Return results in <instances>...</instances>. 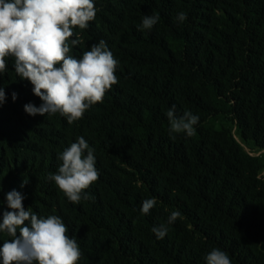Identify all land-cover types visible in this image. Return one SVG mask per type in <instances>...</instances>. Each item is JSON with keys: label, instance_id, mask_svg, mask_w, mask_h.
<instances>
[{"label": "trees", "instance_id": "16d2710c", "mask_svg": "<svg viewBox=\"0 0 264 264\" xmlns=\"http://www.w3.org/2000/svg\"><path fill=\"white\" fill-rule=\"evenodd\" d=\"M94 3L95 19L74 29L80 43L69 54L79 59L104 40L119 61L118 83L82 119L70 125L59 113L27 114L24 105L43 102L6 58L0 222L16 190L25 210L63 220L80 246L78 264H207L214 248L232 264H264V155L232 132L264 151V0ZM153 15L158 22L142 29ZM173 106L178 118L199 117L194 135L170 133ZM81 136L99 177L85 190L88 199L72 203L48 177ZM151 198L156 204L143 214ZM161 225L167 234L158 239L152 229ZM5 239L0 233V246Z\"/></svg>", "mask_w": 264, "mask_h": 264}, {"label": "clouds", "instance_id": "9594fccd", "mask_svg": "<svg viewBox=\"0 0 264 264\" xmlns=\"http://www.w3.org/2000/svg\"><path fill=\"white\" fill-rule=\"evenodd\" d=\"M94 0H0V74L7 68V57L14 58L15 73L28 80L32 92L43 102L40 106L24 105L30 116L59 113L68 124L83 118L93 105L103 102L106 93L118 83L115 74L119 61L104 40L93 44L77 59L70 55L71 47L80 43L74 29L84 30L96 16ZM186 14L180 12L177 20L183 22ZM159 16H145L141 28L151 29ZM0 88V105L5 101ZM16 99V94H12ZM170 133L195 134L199 117L185 112L176 117L175 106L167 112ZM61 163L56 174L48 179L72 203L88 199L83 195L98 180L94 149L84 137H79L58 156ZM23 186V185H22ZM0 233L5 239L0 246V264H78L82 257L75 237L57 215L46 218L35 214L31 207L25 210L23 195L12 190L7 194ZM155 198L146 199L141 211L148 214L155 206ZM181 213L173 211L168 223ZM29 222L27 225L25 222ZM158 239L167 234V227H153ZM207 264H232L226 252L214 248L206 256Z\"/></svg>", "mask_w": 264, "mask_h": 264}, {"label": "rangeland", "instance_id": "374dc122", "mask_svg": "<svg viewBox=\"0 0 264 264\" xmlns=\"http://www.w3.org/2000/svg\"><path fill=\"white\" fill-rule=\"evenodd\" d=\"M232 132H233L235 138L237 139V141H238V142H239V143H240V144H241V145H242L247 151L251 152L252 154H256V155H258V154L264 155V151H259V150L251 149L250 146H249L247 143L243 142V141L238 137V135H237V133L235 132V129H234V128H233ZM261 174L264 175V171H262Z\"/></svg>", "mask_w": 264, "mask_h": 264}]
</instances>
